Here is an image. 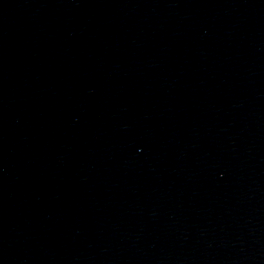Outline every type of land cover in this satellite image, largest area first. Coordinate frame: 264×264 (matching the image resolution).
I'll list each match as a JSON object with an SVG mask.
<instances>
[{"label": "water", "instance_id": "95a60500", "mask_svg": "<svg viewBox=\"0 0 264 264\" xmlns=\"http://www.w3.org/2000/svg\"><path fill=\"white\" fill-rule=\"evenodd\" d=\"M0 264H264V0H0Z\"/></svg>", "mask_w": 264, "mask_h": 264}]
</instances>
